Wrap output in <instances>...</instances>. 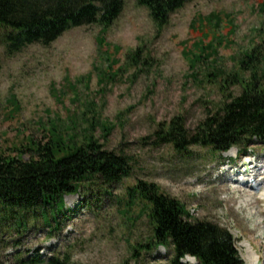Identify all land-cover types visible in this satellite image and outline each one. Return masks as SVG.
<instances>
[{
  "label": "rangeland",
  "instance_id": "rangeland-1",
  "mask_svg": "<svg viewBox=\"0 0 264 264\" xmlns=\"http://www.w3.org/2000/svg\"><path fill=\"white\" fill-rule=\"evenodd\" d=\"M211 14L222 21L215 34L197 20ZM8 29L0 27V147L10 152L12 145L29 137L44 141L42 122L57 116L67 120L72 112L81 116L84 106L94 101L100 122L113 125L106 137L97 127L95 136L105 149L130 159L131 176L111 184L110 193L94 188L67 195L68 217L59 218L57 230L38 215L30 217L26 232H1L3 264H48L50 258L66 264H173V250H133L150 232L145 215L136 218L139 208L134 209V217L128 215L135 222H128L123 211L127 186L137 181L159 185L184 203L193 219L227 228L246 264L247 244L258 253V264H264V203L254 214L253 208H240L241 198L228 199L235 185L242 186L237 181L240 171L246 170L245 175L258 168L264 171V139L222 153L195 145L178 152L154 135L159 123L177 116L194 132L223 103L217 84H199L190 76L183 52L198 40L224 37L217 58L228 71L238 70L244 54L256 51L255 64L264 74V0H193L173 12L161 30L147 7L124 0L122 13L105 31L99 24L73 27L50 45L34 43L17 52L9 51ZM100 35L105 39L102 47L97 41ZM114 47L120 51L114 52ZM140 47V65L132 67L127 53ZM107 49L117 54L120 61L114 68L121 71L104 88L98 85L97 69H108L110 62L102 58ZM89 74L91 81L78 83L76 92L69 87L68 78L75 83ZM229 88L237 95L241 92L237 84ZM12 95L20 107L15 114L6 102ZM29 156L26 151L24 157ZM181 264L198 261L188 256Z\"/></svg>",
  "mask_w": 264,
  "mask_h": 264
},
{
  "label": "trees",
  "instance_id": "trees-1",
  "mask_svg": "<svg viewBox=\"0 0 264 264\" xmlns=\"http://www.w3.org/2000/svg\"><path fill=\"white\" fill-rule=\"evenodd\" d=\"M191 1L137 0V3L148 8L161 30L173 12ZM123 9L124 0H0V27L9 28L6 42L10 52H17L34 43L50 45L73 27L99 24L105 31ZM197 20L210 26L214 34L222 24L218 14L199 16ZM224 40L223 36L210 42L200 39L183 52L194 81L217 84L224 98L194 132L180 116L158 124L154 134L157 140L172 145L178 152L195 145L222 153L233 147H247L253 139H264V74H259L260 67L255 64L258 55L256 51L246 52L239 61V69L228 71L219 66L217 58L218 45ZM97 41L101 47L105 45L103 36H98ZM114 50L117 53L120 48ZM141 51L140 47L127 53L132 67L140 65ZM116 56L109 49L103 53L102 58L110 64L107 70L97 69L99 86L105 88L119 76L121 68H114L120 61ZM213 56L216 57L210 58ZM91 76L75 83L68 78L69 87L76 92L77 84L91 81ZM236 84L241 88L238 95L229 88ZM56 91L54 95L58 94ZM79 97L75 94V99ZM6 102L12 106L13 114L19 111L15 96ZM97 107L91 101L84 106L81 116L72 112L67 120L57 116L48 123L42 122L44 141L29 137L26 142L12 145L10 152L0 147V233L26 232L30 217L38 215L45 225L57 230L59 218L68 217L67 195L94 188L110 193L111 184L131 176L130 159L105 149L95 136L97 127L103 129L105 137L113 129V125L100 122ZM26 151L30 153L28 159L24 157ZM125 195L126 220L135 222L128 215L132 213L134 217L137 207L136 218L145 215L150 225L149 235L145 241L133 245L134 251L164 247L173 250V264H181L188 256L198 264H246L227 228L193 219L186 205L163 192L159 185L137 181L127 186ZM48 264L66 262L50 258Z\"/></svg>",
  "mask_w": 264,
  "mask_h": 264
},
{
  "label": "bare ground",
  "instance_id": "bare-ground-1",
  "mask_svg": "<svg viewBox=\"0 0 264 264\" xmlns=\"http://www.w3.org/2000/svg\"><path fill=\"white\" fill-rule=\"evenodd\" d=\"M241 185L243 186V187L241 186V188L240 187L238 188L237 185L233 187L232 191H230V197L228 199L234 201L235 199L241 198V200L239 201V205H241L240 206L241 209L253 208L254 209L253 213L258 214L259 213L258 205L264 203V171H260L259 168L258 170H253L252 174L248 175L244 179V183H242ZM261 222H263L264 224L263 219ZM246 247H247V252L249 254L248 256H246L247 263L258 264L259 261L258 253L255 252L253 249L251 250L249 244H247Z\"/></svg>",
  "mask_w": 264,
  "mask_h": 264
}]
</instances>
